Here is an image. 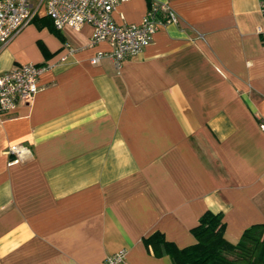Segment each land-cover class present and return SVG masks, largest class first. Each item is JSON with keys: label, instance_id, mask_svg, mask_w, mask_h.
<instances>
[{"label": "crops", "instance_id": "1", "mask_svg": "<svg viewBox=\"0 0 264 264\" xmlns=\"http://www.w3.org/2000/svg\"><path fill=\"white\" fill-rule=\"evenodd\" d=\"M152 3L177 22L119 67L91 63L111 46L90 44L88 24L30 22L0 49V72L49 65L31 102L0 115V264H103L120 250L173 264L143 238L193 244L207 210L232 243L264 223L261 0H125L112 19L139 23Z\"/></svg>", "mask_w": 264, "mask_h": 264}, {"label": "built area", "instance_id": "2", "mask_svg": "<svg viewBox=\"0 0 264 264\" xmlns=\"http://www.w3.org/2000/svg\"><path fill=\"white\" fill-rule=\"evenodd\" d=\"M122 1L125 0H0V49L34 18L48 16L56 30L66 26L78 30L84 24L90 25V44L108 42L111 46L109 51L96 53L91 63L108 57L119 67L147 45L161 25L177 22V14L166 3H152L139 23L118 24L111 14ZM261 10L264 12V0ZM48 67L21 63L0 72L1 116H9L19 105L31 102L38 91L39 74ZM103 264H127L124 251L107 255Z\"/></svg>", "mask_w": 264, "mask_h": 264}, {"label": "trees", "instance_id": "3", "mask_svg": "<svg viewBox=\"0 0 264 264\" xmlns=\"http://www.w3.org/2000/svg\"><path fill=\"white\" fill-rule=\"evenodd\" d=\"M38 25L52 24L48 16L36 17ZM196 241L178 247L165 239L160 231L143 238L155 255L167 254L173 264H264V223H254L244 229L235 243L224 237V222L220 212L205 211L191 229Z\"/></svg>", "mask_w": 264, "mask_h": 264}, {"label": "rangeland", "instance_id": "4", "mask_svg": "<svg viewBox=\"0 0 264 264\" xmlns=\"http://www.w3.org/2000/svg\"><path fill=\"white\" fill-rule=\"evenodd\" d=\"M31 23H34L37 27H39L37 21H32ZM38 44H40V42H38Z\"/></svg>", "mask_w": 264, "mask_h": 264}]
</instances>
